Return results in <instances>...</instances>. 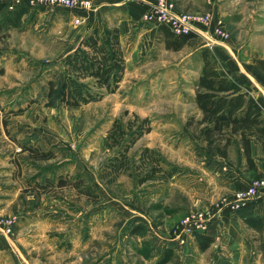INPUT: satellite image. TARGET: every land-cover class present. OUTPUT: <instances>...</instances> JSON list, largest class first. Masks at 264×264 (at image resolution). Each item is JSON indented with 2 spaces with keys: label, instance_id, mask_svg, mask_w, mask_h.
I'll use <instances>...</instances> for the list:
<instances>
[{
  "label": "rangeland",
  "instance_id": "1",
  "mask_svg": "<svg viewBox=\"0 0 264 264\" xmlns=\"http://www.w3.org/2000/svg\"><path fill=\"white\" fill-rule=\"evenodd\" d=\"M200 5L204 8L198 12L214 7L230 35L221 42L211 32L215 40L234 53L264 58V0ZM137 39L134 35L125 44V73L115 93L79 108L59 107L53 95L57 110L40 126L47 140L36 144L16 131L19 119L13 112L43 107L49 80L56 92L64 47L0 49V120L7 126L5 131L0 127V178L16 179L30 191L16 197L14 215L0 214L13 220L9 233L0 230V264H162L166 250L172 254L165 264H264V254H232L231 245L220 241L205 252L197 249L195 239L183 246L172 241V229L184 216L209 210L219 199L206 208L194 206L193 192L206 189L203 176L213 170L211 152L198 138L200 115L192 102L202 67L200 49L195 51L198 45L192 43L168 51L159 32L151 48L139 54L131 50ZM146 127L151 131L128 148L126 169L101 178L105 163ZM21 147L47 157H32ZM144 148L159 154L165 170L173 168L171 178L156 175L144 181L150 168ZM200 159L207 165L201 166ZM60 179L65 186H58ZM35 185L42 187L33 194L28 187ZM255 250L262 251L261 244Z\"/></svg>",
  "mask_w": 264,
  "mask_h": 264
},
{
  "label": "crops",
  "instance_id": "2",
  "mask_svg": "<svg viewBox=\"0 0 264 264\" xmlns=\"http://www.w3.org/2000/svg\"><path fill=\"white\" fill-rule=\"evenodd\" d=\"M88 1L91 8L87 12L56 9L42 13L28 9L21 16L18 27L7 28L0 32V37L6 34L1 38V42L3 41L1 51H43L46 50V44H49L63 46L65 56L94 28L100 31L117 29L121 44L127 50L126 59L129 43L127 46L125 44L134 35L138 39L131 50L140 54L151 48V40L157 36L159 26L144 22L142 16L154 0ZM207 1L172 0L177 12L186 13H197L204 8L200 4ZM209 11L214 17L218 16L214 7ZM76 19L79 20V24H74ZM192 43L198 45L195 51L208 48L210 60L215 64L217 71L238 84L243 92L251 95L264 111V58L234 53L227 44H222L211 36V27L207 30L201 29L200 35L194 36ZM2 59L4 61L6 58ZM55 110L57 109L52 107L30 106L22 114L16 115L19 119L16 131L28 137L29 143L36 144L39 139L45 143L47 138L40 126L46 116L53 115ZM199 115L201 116L200 113ZM0 127H3L4 131L7 129L1 120ZM250 156L255 170L248 168L239 143L229 146L226 158L211 154L209 164L213 170L209 174L205 172L206 176H203L208 186L206 189L193 192V196L197 198L194 206L206 208L216 198L242 190L253 179L264 174V150L259 143H251ZM197 161L201 166L207 165L203 159ZM28 189H33V194L38 190L36 185ZM21 191L27 189L16 179L0 178V192L4 195L3 198L0 197L1 215H14L12 214L15 212L14 203L17 201L16 197L22 195ZM247 219H262V228L259 230L247 225ZM206 235L214 238L215 241L230 244L232 254L246 252L264 254V201H253L237 212L223 210L211 220ZM257 243L261 244L262 251L255 250Z\"/></svg>",
  "mask_w": 264,
  "mask_h": 264
},
{
  "label": "trees",
  "instance_id": "3",
  "mask_svg": "<svg viewBox=\"0 0 264 264\" xmlns=\"http://www.w3.org/2000/svg\"><path fill=\"white\" fill-rule=\"evenodd\" d=\"M27 8L17 7L8 9V4L0 0V32L7 28H16L21 16ZM164 47L168 51H180L190 45L194 35H174L164 26H159ZM126 52L122 46L117 29L100 31L94 28L78 45L64 56L63 78L54 93V83L48 81V90L45 95L47 101L43 107H52V97L55 103L63 108H79L100 100L106 94H113L123 80L126 68ZM199 56L202 67L199 76L194 81V96L192 102L201 114L197 124L198 138L205 143L207 151L221 158L227 157V150L233 143H239L249 169L255 170L250 156L252 142L259 143L264 150V111L251 96L243 92L234 81L221 75L210 60V50L201 48ZM2 73V70H0ZM35 103L34 101L31 104ZM26 108H19L14 115L22 114ZM6 126V123L3 122ZM121 129V125L117 126ZM151 131L144 128L133 138L127 146L120 148L117 156L109 159L103 169V177L117 176L127 167L126 153L128 148L144 134ZM118 143V142H117ZM21 151H28L32 157H47L38 154L33 147H21ZM142 157H147L150 164L144 181L153 180L156 175L164 179L173 176L171 170H165L164 160L159 154L147 148L142 150ZM64 180H59L58 186H65ZM42 186L36 185V188ZM246 224L256 229L262 228V219H247ZM214 238L206 234H196L195 243L200 252H205L213 244ZM162 264L169 260L171 250Z\"/></svg>",
  "mask_w": 264,
  "mask_h": 264
},
{
  "label": "built area",
  "instance_id": "4",
  "mask_svg": "<svg viewBox=\"0 0 264 264\" xmlns=\"http://www.w3.org/2000/svg\"><path fill=\"white\" fill-rule=\"evenodd\" d=\"M8 4V9L17 7L27 9L42 8L46 10L63 9L68 12H87L91 8L88 0H2ZM144 22L164 26L174 35H200V30L211 27L212 36L221 42L229 40L230 35L224 28L222 20L217 19L210 11L201 13L177 12L172 0H154L147 12L142 16ZM79 24V20H74ZM264 201V174L253 179L246 188L228 196L219 198L209 210H197L184 216L172 229L176 244L185 245L195 239L196 234H206L211 220L223 210L237 212L249 203ZM13 220L0 217V230L9 233Z\"/></svg>",
  "mask_w": 264,
  "mask_h": 264
}]
</instances>
